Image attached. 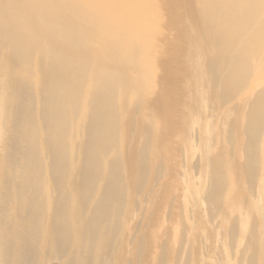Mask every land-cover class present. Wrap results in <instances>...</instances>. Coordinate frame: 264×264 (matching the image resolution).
Returning a JSON list of instances; mask_svg holds the SVG:
<instances>
[{"label": "bare ground", "instance_id": "bare-ground-1", "mask_svg": "<svg viewBox=\"0 0 264 264\" xmlns=\"http://www.w3.org/2000/svg\"><path fill=\"white\" fill-rule=\"evenodd\" d=\"M0 264H264V0H0Z\"/></svg>", "mask_w": 264, "mask_h": 264}]
</instances>
